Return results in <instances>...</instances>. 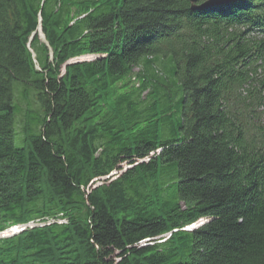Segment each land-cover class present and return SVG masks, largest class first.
Returning <instances> with one entry per match:
<instances>
[{
    "label": "trees",
    "instance_id": "16d2710c",
    "mask_svg": "<svg viewBox=\"0 0 264 264\" xmlns=\"http://www.w3.org/2000/svg\"><path fill=\"white\" fill-rule=\"evenodd\" d=\"M190 7L0 0V264H264V0Z\"/></svg>",
    "mask_w": 264,
    "mask_h": 264
},
{
    "label": "rangeland",
    "instance_id": "374dc122",
    "mask_svg": "<svg viewBox=\"0 0 264 264\" xmlns=\"http://www.w3.org/2000/svg\"><path fill=\"white\" fill-rule=\"evenodd\" d=\"M219 5H223V3L219 4ZM218 6V5H217ZM216 8V7H214ZM39 27H38V33H39V37L41 38V40L43 39V35L41 34V32L39 31ZM96 56H93V55H85V56H81V57H78L77 59L78 60H83V59H93L95 58ZM75 61V59H74ZM17 83L14 84V87ZM19 87V85H18ZM19 127V125H18ZM21 139L16 137V140L14 141V143H16L17 145H21ZM126 167V166H125ZM203 222H199V221H196V223L190 225V227L186 228L187 230H191L193 228H196L198 227L199 225H201ZM40 225H43L42 222L38 221V220H31V221H28L26 223H23V224H17V225H12V226H9L8 228H5L3 231L0 232V238H4V237H9V236H12L14 234H17L19 232H21L22 230L24 229H27V228H31V227H34V226H40Z\"/></svg>",
    "mask_w": 264,
    "mask_h": 264
},
{
    "label": "water",
    "instance_id": "95a60500",
    "mask_svg": "<svg viewBox=\"0 0 264 264\" xmlns=\"http://www.w3.org/2000/svg\"><path fill=\"white\" fill-rule=\"evenodd\" d=\"M189 1L191 4H194L197 0H189ZM227 1H231V0H206L200 5H197V6L192 5L191 8L192 9L211 8V7H216L217 5L227 2Z\"/></svg>",
    "mask_w": 264,
    "mask_h": 264
}]
</instances>
